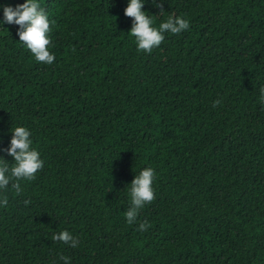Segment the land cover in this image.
I'll return each mask as SVG.
<instances>
[{
    "label": "trees",
    "instance_id": "1",
    "mask_svg": "<svg viewBox=\"0 0 264 264\" xmlns=\"http://www.w3.org/2000/svg\"><path fill=\"white\" fill-rule=\"evenodd\" d=\"M40 4L53 63L0 25V148L24 124L44 161L0 206V264H264V0H165L164 14L146 0L157 25L190 23L151 52L126 0ZM145 166L155 198L128 224ZM62 229L76 248L52 239Z\"/></svg>",
    "mask_w": 264,
    "mask_h": 264
},
{
    "label": "clouds",
    "instance_id": "2",
    "mask_svg": "<svg viewBox=\"0 0 264 264\" xmlns=\"http://www.w3.org/2000/svg\"><path fill=\"white\" fill-rule=\"evenodd\" d=\"M146 0H126L124 14L131 18L130 28L127 33L133 38L138 51L151 52L164 40L165 33L179 34L190 27L189 20L181 15L167 14L166 17L155 23V13L151 15L143 9ZM158 12L164 14L165 0H147ZM0 25H15L18 41L27 48L32 57L44 64H51L55 53L50 51L51 37L49 13L41 7L40 0H22V2L3 3L0 0ZM6 28V27H4ZM7 29V28H6ZM8 30V29H7ZM260 102L264 104V87L260 88ZM219 101H217L218 103ZM7 146L0 148V153L12 157L11 162L0 155V206L7 207L8 192L19 194L23 191L21 181H30L44 166V161L39 151L33 146L31 130L24 124H16L10 129ZM156 173L151 166L140 168L127 183V196L129 207L125 211L128 224L137 221L141 208L155 198L154 179ZM27 203V201H25ZM139 230H146L147 221H140ZM53 240L61 241L72 248L78 246V238L67 229L53 233ZM64 264H69V257L61 255ZM56 264V262H54Z\"/></svg>",
    "mask_w": 264,
    "mask_h": 264
}]
</instances>
